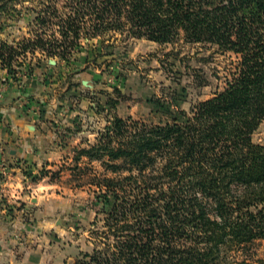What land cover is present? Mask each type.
Listing matches in <instances>:
<instances>
[{"label":"trees","instance_id":"16d2710c","mask_svg":"<svg viewBox=\"0 0 264 264\" xmlns=\"http://www.w3.org/2000/svg\"><path fill=\"white\" fill-rule=\"evenodd\" d=\"M25 1L0 9L19 16ZM33 12L29 37L0 43L12 79L32 74L29 54L38 69L69 64L81 39L110 33L234 56L222 89L189 112L159 123L114 115L79 149L102 171L78 181L94 187L96 240L73 264H245L238 254L264 238V144L252 140L264 120V0H39Z\"/></svg>","mask_w":264,"mask_h":264},{"label":"rangeland","instance_id":"374dc122","mask_svg":"<svg viewBox=\"0 0 264 264\" xmlns=\"http://www.w3.org/2000/svg\"><path fill=\"white\" fill-rule=\"evenodd\" d=\"M63 1L59 0L60 6ZM38 3L39 0H27L16 4L19 16L15 11L9 12L11 16L0 9V43L13 44L31 35L33 7ZM85 42L87 39H81L78 59L69 64L56 58L43 59L38 69L37 55L27 56L40 73L35 78L46 95L42 106L50 107L48 103L55 99L62 102L56 107L62 106L68 110L66 113L72 109L79 112L74 114L76 120L71 119L73 132L70 129L66 134L69 142H79L64 149L62 162L53 161L49 168L43 165L31 174H24L21 169L26 186H34L43 178L51 185L48 188L51 195L44 199L45 210L39 214L38 225L32 227L33 233L27 235L23 230L16 238L23 251L30 252L28 264H73L80 252L94 247L96 234L91 224L97 209L94 187L78 186V181L88 179L92 172H101L102 167L97 160L89 163L86 155L78 153L79 149L93 144L98 132L114 115L159 123L169 120L176 111L189 112L197 102L222 89L234 59L231 53L216 46L183 38L160 44L123 35L114 40V34L110 33ZM9 80L12 78L7 73L0 82L8 86ZM15 80L22 87L21 82L29 79ZM87 102L91 105L87 106ZM83 107L88 108L86 114H81ZM252 140L264 144V120L252 134ZM86 165L92 169H85ZM10 172L7 167L0 169L2 175L9 176ZM238 255L237 259L245 264H264V238L248 243Z\"/></svg>","mask_w":264,"mask_h":264},{"label":"crops","instance_id":"0c3cea01","mask_svg":"<svg viewBox=\"0 0 264 264\" xmlns=\"http://www.w3.org/2000/svg\"><path fill=\"white\" fill-rule=\"evenodd\" d=\"M39 74L34 68L30 76L22 77L30 80L21 82L22 87L15 79L9 80L8 86L0 82V169L6 166L11 170L9 176L0 173V264L30 263V252H24L16 238L23 230L27 235L33 233L32 227L38 225L39 214L45 210L44 199L51 195L47 178L26 186L21 169L35 172L43 165L49 168L53 161L60 163L64 149L79 142H69L66 137L67 132H73L72 120L79 112L72 109L66 113L67 109L56 107L62 102L55 99L48 103L50 107H43L46 95L35 78ZM6 76L0 64V81ZM85 109L81 114L87 113Z\"/></svg>","mask_w":264,"mask_h":264},{"label":"water","instance_id":"95a60500","mask_svg":"<svg viewBox=\"0 0 264 264\" xmlns=\"http://www.w3.org/2000/svg\"><path fill=\"white\" fill-rule=\"evenodd\" d=\"M50 62H51V63H54V61H53V60H50ZM84 83H86V82L84 81Z\"/></svg>","mask_w":264,"mask_h":264},{"label":"built area","instance_id":"2783aa9c","mask_svg":"<svg viewBox=\"0 0 264 264\" xmlns=\"http://www.w3.org/2000/svg\"><path fill=\"white\" fill-rule=\"evenodd\" d=\"M4 168H6V166L2 167L3 170H4Z\"/></svg>","mask_w":264,"mask_h":264}]
</instances>
